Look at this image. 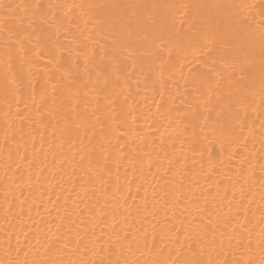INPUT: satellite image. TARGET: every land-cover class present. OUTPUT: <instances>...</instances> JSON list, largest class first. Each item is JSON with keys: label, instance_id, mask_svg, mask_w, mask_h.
Here are the masks:
<instances>
[{"label": "snow or ice", "instance_id": "1", "mask_svg": "<svg viewBox=\"0 0 264 264\" xmlns=\"http://www.w3.org/2000/svg\"><path fill=\"white\" fill-rule=\"evenodd\" d=\"M82 20L86 31L80 28ZM39 58H46L44 67L51 66L58 76L44 73L37 114L58 118L61 137L78 141L81 160L87 158L96 169L107 171L102 141L112 132L116 108L120 115L125 108L129 117L132 114L127 102L133 82L156 93L159 108L168 107V97L184 116L189 151L202 159L207 156L209 163L216 145L229 155L233 148H246L257 124L264 144V0H0V101L9 109L21 104L27 108L29 102L35 106L39 74L33 69L39 68ZM121 97L124 103H119ZM15 157L22 164L28 161L19 146ZM152 167L149 164L150 172ZM155 167L159 173L163 162ZM182 176L181 158L170 161L164 184L152 189V199L163 200V208L174 206ZM230 213L231 208L227 218L218 216L213 225L215 213L197 204L195 211L186 208L181 213L179 227L173 223L179 217L165 211L161 220L153 213L150 226L141 221L135 232L127 231L116 243L94 231L81 233L71 217L58 218L55 232L49 229L43 239L26 235L23 245L17 238L15 248L5 230L8 258L0 264H264V228L257 258L252 240L243 233L246 224L240 234L235 228L227 233L228 246L235 241V247L231 261L224 256L226 233L220 222L229 227ZM260 215L264 224V209ZM69 252L78 258L66 261ZM89 253L100 259H90Z\"/></svg>", "mask_w": 264, "mask_h": 264}, {"label": "bare ground", "instance_id": "2", "mask_svg": "<svg viewBox=\"0 0 264 264\" xmlns=\"http://www.w3.org/2000/svg\"><path fill=\"white\" fill-rule=\"evenodd\" d=\"M52 2L72 4L84 3L85 0ZM80 28L87 30L83 20L80 21ZM35 63L39 65V68L33 69L39 74L35 81V106L29 102L27 108L21 104L18 108L14 106L9 109L0 101V260L8 258L5 230H8L11 245L15 248L17 238L21 245L26 235L29 240L34 236L43 239L49 229L56 231L53 225L60 223L58 218L71 217L81 233L91 235L94 231L97 237L104 240L111 237L112 242L116 243L123 239L127 231L135 232L141 226V221L145 226H150L153 213L158 212L161 220L165 211L169 216L179 217L173 220L179 227V221L184 219L181 213L186 208L195 211L197 204L201 208L207 206L215 213L211 217L213 225L218 216L227 218L231 208L230 216L233 219L230 226L225 228L220 222V229L226 233L223 242L227 260L233 259L235 247V241L232 248L228 246L227 233L235 228L240 234V226L245 224L248 227L243 233L252 240V254L259 257L257 245L261 228H264V224L260 223V212L264 209V144L258 124L246 148H233L229 155L221 152L219 145H216L209 163L207 156L202 159L198 153L189 151L186 130L181 122L184 116L168 103V97L164 98L168 107L159 108L160 100L156 93L143 85L137 88L133 82L131 97L127 102L131 116H128V108L120 115V108L117 107L110 124L112 132L107 140L102 141L103 155L107 158V171H103L96 169L94 163L90 165L87 158L81 160L78 141L69 143L67 138L61 137L59 129L62 125L57 123L58 118L47 113L37 114L44 73L54 78L58 73L51 66L44 67L48 64L46 58H39ZM179 87L183 91V82ZM88 99L95 105L94 98ZM119 103H124L123 97ZM117 115H120V120H116ZM120 127L127 131L122 134L117 130ZM244 135L248 136V133ZM17 146L20 155L28 157L23 164L15 157ZM9 150L13 153L11 160ZM99 154L97 152L95 155ZM177 158H181L183 186L175 189L174 206L163 208V200L157 202L152 199V189L164 184V170L170 161L174 162ZM161 161L163 168L158 173L155 165ZM149 164L153 165L151 172ZM17 165H20L19 169ZM117 186H120L119 193ZM204 216V222L208 223V212ZM217 238L220 239L219 231ZM243 252L241 248L236 258L239 259ZM11 258H16L15 252ZM28 258H32V253ZM77 258L71 252L64 257L66 261ZM89 258L100 259L91 253ZM216 258L214 253L212 259ZM20 259L23 261V255Z\"/></svg>", "mask_w": 264, "mask_h": 264}]
</instances>
